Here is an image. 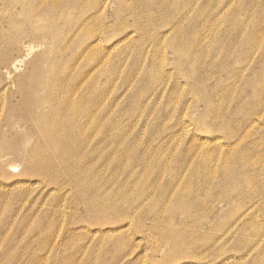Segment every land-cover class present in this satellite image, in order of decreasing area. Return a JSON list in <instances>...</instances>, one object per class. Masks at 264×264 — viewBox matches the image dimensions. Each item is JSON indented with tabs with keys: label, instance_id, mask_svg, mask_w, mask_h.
<instances>
[{
	"label": "rangeland",
	"instance_id": "obj_1",
	"mask_svg": "<svg viewBox=\"0 0 264 264\" xmlns=\"http://www.w3.org/2000/svg\"><path fill=\"white\" fill-rule=\"evenodd\" d=\"M0 264H264V0H0Z\"/></svg>",
	"mask_w": 264,
	"mask_h": 264
},
{
	"label": "bare ground",
	"instance_id": "obj_2",
	"mask_svg": "<svg viewBox=\"0 0 264 264\" xmlns=\"http://www.w3.org/2000/svg\"><path fill=\"white\" fill-rule=\"evenodd\" d=\"M51 70H52V68H51ZM54 70V69H53ZM51 75V74H50ZM46 76V75H45ZM48 81H49V79H48ZM43 86V85H42ZM42 86H40L41 88H42ZM44 87V86H43ZM43 89V88H42ZM46 89V88H45ZM49 100V99H48ZM48 112V111H47ZM42 120H44V119H42ZM57 127V126H56ZM85 184H87V183H85ZM226 198V197H225ZM227 199V198H226ZM94 210V209H93ZM176 230V229H175ZM177 241V240H176Z\"/></svg>",
	"mask_w": 264,
	"mask_h": 264
}]
</instances>
